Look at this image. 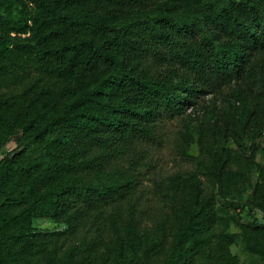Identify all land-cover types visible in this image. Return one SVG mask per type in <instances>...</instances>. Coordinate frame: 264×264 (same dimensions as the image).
<instances>
[{"label":"trees","instance_id":"1","mask_svg":"<svg viewBox=\"0 0 264 264\" xmlns=\"http://www.w3.org/2000/svg\"><path fill=\"white\" fill-rule=\"evenodd\" d=\"M200 107L177 143L186 160L197 146V166L153 180L164 213L141 227L143 144ZM259 137L264 0H0V149L15 142L0 158V264H238L231 222L264 259V222L217 207L244 205L228 180L264 212ZM47 216L66 229L37 230ZM83 229L98 234L76 242Z\"/></svg>","mask_w":264,"mask_h":264},{"label":"rangeland","instance_id":"2","mask_svg":"<svg viewBox=\"0 0 264 264\" xmlns=\"http://www.w3.org/2000/svg\"><path fill=\"white\" fill-rule=\"evenodd\" d=\"M210 106L215 104L216 106H222L221 96L208 95L205 97V105ZM211 113V109H205V107H200L196 110L189 109L186 113L181 115H176L174 118L165 119L157 123L156 129V140L148 143H144L143 146L147 148L149 154L150 164L138 168L137 170L142 174L141 184L139 186V192H142L143 199L138 205L139 214L137 218L141 227L152 228V225L156 226L164 211L161 204L158 202L157 197L154 194L153 180L159 182L166 181L167 177L174 174H184L186 171L194 169L197 166V161L195 157L198 155V149L195 144L190 146L189 154L193 159H183L178 154L177 143L181 137V134L187 129L188 126H196L198 122L204 117L205 111ZM256 144L259 146V151L256 154L255 160L264 167V138H257ZM227 147L233 150L234 154H237L236 146L231 140L226 143ZM15 148V142L11 141L0 149V158L3 155ZM116 163L119 165L128 166V162L125 159H116ZM243 167V163H239ZM233 168H236L234 165ZM257 180V174L254 175L253 182ZM224 193L227 201L233 200L237 201L242 205L240 209H233L232 207H225L224 203L220 198L217 199L218 212L221 216L229 219L233 217L234 219L240 221L241 223H246L251 220L248 209H252L254 216L261 223L264 222V212L255 205L246 204V199H249L250 190L247 185H244V190H240L238 186L234 184L233 181H224ZM171 222L166 223L167 227H170ZM33 226L44 232H56L64 231L66 229L65 225H57L49 217L35 219L33 221ZM230 233L235 235V243L231 246V252L238 258V264H264V259L258 255L248 252L242 242L240 236L239 228L234 224L230 223L229 230ZM98 232L93 230L83 229L80 231L76 242L94 240Z\"/></svg>","mask_w":264,"mask_h":264}]
</instances>
